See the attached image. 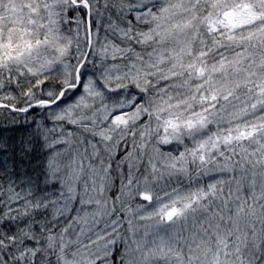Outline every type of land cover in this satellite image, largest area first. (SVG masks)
<instances>
[{"label":"snow or ice","instance_id":"obj_1","mask_svg":"<svg viewBox=\"0 0 264 264\" xmlns=\"http://www.w3.org/2000/svg\"><path fill=\"white\" fill-rule=\"evenodd\" d=\"M0 264H264V0H0Z\"/></svg>","mask_w":264,"mask_h":264},{"label":"trees","instance_id":"obj_2","mask_svg":"<svg viewBox=\"0 0 264 264\" xmlns=\"http://www.w3.org/2000/svg\"><path fill=\"white\" fill-rule=\"evenodd\" d=\"M27 132L23 127H11L9 129L8 127H0V136L2 137H14V138H21V137H27Z\"/></svg>","mask_w":264,"mask_h":264}]
</instances>
